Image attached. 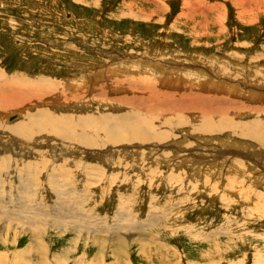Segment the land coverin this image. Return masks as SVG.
<instances>
[{"label": "rangeland", "instance_id": "374dc122", "mask_svg": "<svg viewBox=\"0 0 264 264\" xmlns=\"http://www.w3.org/2000/svg\"><path fill=\"white\" fill-rule=\"evenodd\" d=\"M263 3L0 0V87L11 89L14 80L52 91L23 104L0 102V253L28 250L27 226L12 219L24 208L22 219H40L44 252L29 251L33 262L264 264V110H253L264 108ZM186 92L192 107L203 100L227 111L232 124L205 132L196 109L184 114L195 119L180 122L184 115L165 103H181ZM31 115L46 132L25 141L4 129ZM117 116L147 118L172 137L99 149L103 140H82L97 142ZM218 117L205 123L218 126ZM254 125H261L257 138L239 136Z\"/></svg>", "mask_w": 264, "mask_h": 264}, {"label": "bare ground", "instance_id": "6f19581e", "mask_svg": "<svg viewBox=\"0 0 264 264\" xmlns=\"http://www.w3.org/2000/svg\"><path fill=\"white\" fill-rule=\"evenodd\" d=\"M263 1V0H262ZM260 4V3H259ZM264 4V3H263ZM188 5V4H187ZM258 7H259V5H258ZM135 69V68H134ZM149 69V68H148ZM106 70V69H105ZM108 71V70H107ZM151 71V70H150ZM203 75V74H202ZM208 75V74H207ZM129 78H131V77H129ZM147 78V77H146ZM191 78V77H190ZM0 79H1V81L3 82V83H5L6 84V78H4L2 75H0ZM8 79V78H7ZM10 79V78H9ZM151 79V78H150ZM211 79V78H210ZM137 80V79H136ZM152 80V79H151ZM197 80H200V79H197ZM169 81H171L170 79H169ZM208 81V80H207ZM210 81H212V79L210 80ZM12 83H15L16 85L13 87V88H11V89H8L7 87H5V86H2V87H0V89L2 90L3 89V91L0 93L1 95H0V102H4L6 105L5 106H9V105H18V104H23V102L24 101H31V100H34V99H41V98H43V97H45L46 95H49V93L50 92H52V91H50V89L48 88V87H46L44 84V86H42V84L41 85H38V83L37 84H30L29 83V86H23L22 85V83L21 82H19V81H14V80H12L11 81ZM42 82H44V81H42ZM41 82V83H42ZM202 82V81H201ZM122 83V82H121ZM139 83H140V81H139ZM150 83H151V81H150ZM150 83H148V85H150ZM164 83H166V82H164ZM252 83V82H251ZM1 84V83H0ZM146 84H147V81H146ZM181 84V83H180ZM179 84V85H180ZM193 84V83H192ZM209 84H211V85H213L212 83H209ZM48 85V84H47ZM122 85V84H121ZM133 85V84H132ZM220 85V84H219ZM190 86V85H189ZM15 87H17V88H15ZM46 87V88H45ZM149 87V86H148ZM157 87H158V85H157ZM150 88V87H149ZM186 88V87H185ZM190 88V87H189ZM195 88V87H194ZM232 88V87H231ZM142 89V88H141ZM141 89H140V91H141ZM145 89V88H144ZM152 89H153V87H152ZM158 89V88H157ZM163 89V88H162ZM180 89V88H179ZM52 90V89H51ZM130 90V89H129ZM143 90V89H142ZM187 91V90H186ZM191 91H192V88H191ZM190 91V92H191ZM194 91V90H193ZM236 91V90H235ZM247 91V90H246ZM249 91H251V90H249ZM148 91H146V93H147ZM162 92V91H161ZM169 92V91H168ZM185 92V91H184ZM190 92L189 93H182L181 94V100H182V102L181 103H178L177 101H173V102H167V103H165V105H166V108H167V106H168V108H167V110H170V111H173V113H177V112H179V113H181L182 115H184L185 114V112H187L188 110H191V109H196V112H198V114L200 115V116H202V117H198V118H201L202 119V121H204V125H203V130L205 131V132H209V133H213V132H218L219 130H221L222 128H226L227 127V123H229V124H232V120L230 119V117H229V115L230 114H227V111H225V112H222V111H220L219 110V112H217V111H214V110H212L211 108H209V107H206V105L204 104V102H203V100L202 101H200L199 103H197L196 104V106H194L193 105V107H192V103H191V98L190 97H193V95L191 96V94L193 93H191L190 94ZM212 92V91H211ZM135 94H136V92H134ZM141 93H143V92H141ZM181 93V92H180ZM246 93V92H245ZM251 93V92H250ZM81 94V93H80ZM128 94V93H127ZM144 94H145V91H144ZM149 94L150 93H148V96H149ZM154 94V93H153ZM159 94H160V91H159ZM173 94V93H172ZM209 94V93H208ZM217 94V93H216ZM154 95H156V94H154ZM161 95V94H160ZM215 95V94H214ZM133 96V95H132ZM143 96V95H142ZM151 96V95H150ZM174 96V95H173ZM218 96V95H217ZM216 96V97H217ZM75 97L76 96H74V100H76L75 99ZM110 97V96H109ZM144 97V96H143ZM143 97H142V99L141 100H143ZM154 97V96H153ZM159 97V96H158ZM206 97V96H205ZM214 97V96H213ZM249 97V96H248ZM261 97V96H260ZM73 98V97H72ZM77 98V97H76ZM147 98H149V97H147ZM160 98V97H159ZM194 98H196L195 96H194ZM262 98V97H261ZM135 99H137V98H135ZM134 99V100H135ZM149 99H151V98H149ZM154 99H156V98H154ZM218 99V98H217ZM71 100V99H70ZM73 100V99H72ZM110 100V99H109ZM124 101H125V99H123ZM160 100V99H159ZM208 100V99H207ZM130 102V101H129ZM151 102V101H150ZM196 102V101H195ZM198 102V101H197ZM133 103V102H132ZM132 103H131V105H132ZM147 103H149V102H147ZM139 104V103H138ZM263 104V103H262ZM81 105V104H80ZM136 105V104H135ZM140 105V104H139ZM141 105H145V106H147L146 105V103L145 104H142L141 103ZM151 106V105H150ZM137 107H140V106H137ZM192 107V108H191ZM238 107H239V105H238ZM237 107V108H238ZM248 107V106H247ZM143 108H144V106H142L141 107V109L143 110ZM149 108H151V107H149ZM148 108V109H149ZM242 107H240V109H241ZM146 109V108H145ZM144 109V110H145ZM164 109V108H163ZM163 109H162V111H163ZM239 109V108H238ZM147 110V109H146ZM152 110V109H151ZM167 110H165V111H167ZM222 110L224 111L225 109H223L222 108ZM245 110V109H244ZM255 112L257 111V110H260V111H262V110H264V108L262 107H260V109H253ZM133 111V110H132ZM139 111V110H138ZM150 112V111H149ZM191 112V111H190ZM21 113V112H20ZM137 113V112H136ZM178 113V114H179ZM126 114V113H125ZM124 114V115H125ZM151 114V113H150ZM168 114H171V113H169L168 112ZM40 115V114H39ZM95 115H96V113H95ZM128 116H129V114H127ZM139 115V114H138ZM141 115V114H140ZM139 115V116H140ZM193 115V114H192ZM236 115H237V113H236ZM235 115V116H236ZM32 117H33V115H31ZM90 116V115H89ZM128 116H126V117H118V118H116V120L112 123L113 125H114V127H111L110 129L111 130H107V131H103V129L98 133V134H104V136H102L99 140H97L96 139V135H95V139L97 140V142H91V140H89L88 139V137H85V138H83L82 140H84V141H86V142H88V145L89 146H94V145H96L98 142H100L101 140H103L102 142H100L99 144H97V148L99 149V147H103L102 145V143H105V144H113V146L115 145V144H121V143H139V144H143V142L145 143V142H153V141H159L160 143L162 142V141H168L171 137H172V132H170V131H167V130H163V131H161V129H160V133H156L153 129V127H152V125H151V122L147 119V118H143V119H141V117H138V118H136L135 119V121H134V119H132L134 122H130V118L128 117ZM172 116V115H171ZM175 116V115H174ZM177 116H179V115H177ZM208 116V117H207ZM217 117V116H219L220 117V120H219V122H220V124L218 125V126H216L215 124H213L214 122H212L211 124H209L208 123V125H207V123H205V121H209V119L208 118H212V117ZM234 116V115H233ZM32 117H31V119H32ZM42 117V116H41ZM68 117V116H67ZM70 117V116H69ZM99 117V116H98ZM136 117V116H135ZM147 117V116H146ZM196 117V116H195ZM218 117V118H219ZM36 117L34 116L33 117V120L32 121H30L29 123L28 122H25L24 124H22V122L20 123L21 125L19 126H8V127H6V128H4V129H7L6 131L7 132H9L8 134L9 135H13V134H17V135H19V136H21V137H23V140H25V141H29V140H32L33 139V137L35 136V135H37V134H39V132L38 131H45L46 132V130L45 129H43V128H39V124H37L38 123V120H36L35 119ZM38 118V117H37ZM46 118V117H45ZM100 118V117H99ZM106 116L105 117H103L102 119L106 122ZM131 118H133V117H131ZM150 118V117H149ZM160 118V117H159ZM194 117H192V118H190V116H185L184 115V117L183 118H180V122H182V121H188L187 119H193ZM232 118V117H231ZM15 119V118H14ZM27 119H29L28 117H27ZM30 119V120H31ZM39 119V118H38ZM41 119V118H40ZM39 119V120H40ZM47 119V118H46ZM67 119H69V118H67ZM94 119V118H93ZM195 119V118H194ZM42 120V119H41ZM72 120V119H71ZM90 120H92V118L90 119ZM109 120V119H108ZM138 120V121H137ZM154 120V119H153ZM156 120V119H155ZM154 120V121H155ZM169 120V119H168ZM44 121V120H43ZM62 121V120H61ZM63 121H65V120H63ZM82 121V120H81ZM152 121V120H151ZM164 121H165V119H164ZM56 122V121H55ZM102 122L103 121H101L100 119H99V122L98 123H100V124H102ZM120 122H122V123H120ZM157 122V121H156ZM46 123V122H45ZM44 123V124H45ZM86 123V122H85ZM85 123H84V127L86 126L85 125ZM93 123H94V121H93ZM96 123V122H95ZM110 123V122H109ZM154 123V122H153ZM164 123V122H163ZM175 123V122H174ZM184 123V122H183ZM202 123V122H201ZM224 123H225V125H224ZM251 123V122H250ZM44 124H43V126H44ZM58 124V123H57ZM77 124V123H76ZM168 124H170V123H168ZM173 124V123H172ZM245 124V123H244ZM247 124H249V123H247ZM246 124V125H247ZM46 125V124H45ZM62 125V124H61ZM80 125H82V124H80ZM89 125H90V123H89ZM104 125V124H103ZM106 125V124H105ZM158 125V124H157ZM164 125H166V124H164ZM174 125V124H173ZM178 125H181L182 126V123H179ZM177 125V126H178ZM192 125V124H191ZM40 126H42L41 124H40ZM42 126V127H43ZM63 126V125H62ZM83 126V125H82ZM81 126V127H82ZM94 126L95 127H97L95 124L94 125H92V129H94ZM100 126V125H99ZM98 126V127H99ZM111 126V125H110ZM154 126V125H153ZM225 126V127H224ZM252 126V125H251ZM37 127V128H36ZM58 127V126H57ZM68 127V126H67ZM75 127V126H74ZM78 127V126H77ZM83 127V128H84ZM108 127H109V125H108ZM173 127V126H172ZM202 127V126H201ZM249 127H250V125H249ZM260 127H261V125H254V130L253 131H251L250 133H248L243 127L241 128V131H242V134H239V136H241V137H254V139L255 138H257V136H259L260 135V133L258 132V130H260ZM48 128V127H47ZM64 128V127H63ZM79 128H80V126H79ZM99 128H101V127H99ZM98 128V129H99ZM105 128H107V127H105ZM237 128V127H236ZM246 128H248V127H246ZM61 129V128H60ZM78 129V128H77ZM88 129H90V127L88 128ZM192 129V128H191ZM230 129V128H229ZM74 130V129H73ZM80 130V129H79ZM83 129H81L80 131H82ZM94 130H96V129H94ZM100 130V129H99ZM169 130V129H168ZM193 130V129H192ZM238 130V129H237ZM249 130V129H248ZM251 130V129H250ZM249 130V131H250ZM84 131V130H83ZM86 131V130H85ZM92 131V130H91ZM97 131V130H96ZM95 131V132H96ZM159 131V130H158ZM222 131V130H221ZM231 131V130H230ZM232 131H233V129H232ZM87 132V131H86ZM89 132H90V130H89ZM94 132V131H93ZM225 132H227V131H225ZM41 133V132H40ZM43 133V132H42ZM58 133V132H57ZM77 133V132H76ZM201 133V132H200ZM241 133V132H240ZM68 134V133H67ZM91 134H93V133H91ZM214 134H216V133H214ZM229 134V133H228ZM228 134H226L225 136L226 137H228V139L229 138H231V142H235L236 141V139L234 138V139H232V137H229L228 136ZM234 134H236L235 132H234ZM8 135V136H9ZM78 135H79V132H78ZM94 135V134H93ZM192 135V134H191ZM203 135H204V132H203ZM73 136V135H72ZM90 136V135H89ZM97 136H100V135H97ZM224 136V137H225ZM232 136H233V134H232ZM2 137H4V136H2ZM52 137V136H51ZM84 137V136H83ZM234 137V136H233ZM66 138V137H65ZM73 138V137H72ZM81 138V137H80ZM93 138V137H92ZM202 138V137H201ZM215 138L216 137H212V138H209L210 140H215ZM21 139V138H20ZM79 139V138H78ZM94 139V140H95ZM174 139V138H173ZM203 139V138H202ZM253 139V140H254ZM58 140V139H57ZM61 140V139H60ZM74 140V139H73ZM220 140H221V137H220ZM220 140H218V139H216L215 141H220ZM2 141V140H1ZM15 141V140H14ZM259 141H264V134L262 135V137H261V139H259ZM63 142V141H62ZM68 142V141H67ZM17 143V142H16ZM22 143H23V141H22ZM35 143V142H34ZM75 143H77V142H75ZM85 143V142H84ZM154 143V142H153ZM1 144V143H0ZM23 145V149L22 150H24L26 147H28L29 145L25 142V143H23L22 144ZM81 145V144H80ZM87 146V145H86ZM176 146H178V145H175L174 147H175V151H178L177 150V147ZM20 147V146H19ZM85 147V146H84ZM96 147V146H95ZM105 147V146H104ZM260 147V146H259ZM22 148V147H21ZM81 148V147H80ZM28 149V148H27ZM92 149H94V148H92ZM85 150H86V148H85ZM82 151V150H81ZM214 152V151H213ZM129 153V152H128ZM131 153V152H130ZM142 153V152H141ZM165 153V152H164ZM221 152H220V149H218V154L220 155V157H221V154H220ZM245 154H246V156L247 157H249V156H251V155H249V153H247V152H244ZM43 154V153H42ZM131 155V154H130ZM149 155V154H148ZM162 155H164V154H162ZM170 155V154H169ZM128 156V155H127ZM161 156V155H160ZM44 156L42 155L41 156V154L39 155V156H37V160L36 161H38V163L39 162H41L42 163V160H45L44 158H43ZM129 157V156H128ZM5 158H7V157H5ZM13 158V157H12ZM40 158V159H39ZM43 158V159H42ZM159 158V157H158ZM164 158V157H163ZM217 158V157H216ZM10 159V158H9ZM166 159V158H165ZM11 160V159H10ZM21 160H22V158H21ZM47 160V159H46ZM167 160V159H166ZM166 160H163V162H166ZM35 161V162H36ZM259 161V160H258ZM8 162V161H7ZM162 162V163H163ZM242 163V162H241ZM5 164V163H4ZM6 165V164H5ZM4 166V165H3ZM3 166H1V167H3ZM153 166V165H152ZM0 167V168H1ZM216 168V167H215ZM244 168V167H243ZM250 169H252V168H250ZM23 170V169H22ZM192 170V169H191ZM252 170H254V169H252ZM1 171L2 170H0V173H1ZM18 171V170H17ZM244 176H246V175H244ZM262 182V181H261ZM25 190V189H24ZM1 204V203H0ZM3 205V204H2ZM6 205H7V203H6ZM11 205V204H10ZM8 206L7 207V212H4V213H6L5 214V216L3 217V219L4 220H7L8 219V217L10 216V214H9V212H8V209L9 208H12V206ZM1 207V206H0ZM15 207H21V206H19V204L17 205V206H15ZM3 209H4V207H2ZM16 209V208H15ZM58 209V208H57ZM1 210V209H0ZM20 210V209H19ZM27 211V209H24V208H21V211L20 212H15L14 214H13V216H15V217H13L12 216V219L13 220H15V221H19L21 224H22V226L24 227H26L28 230V232L27 233H30L29 234V238H30V242H29V244L27 245V247H28V250H24V251H26L25 253L23 252V254L21 255V257H10L9 256V254L8 253H0V264H46V261H43L44 259H47V257L45 256V258H37L39 261H37V260H35V262H33V260L31 259L30 260V258L31 257H29V255L30 254H32V253H30V252H33V253H37L38 254V252H39V254H38V256L39 255H42V253L44 252V251H42L43 250V247L44 246H41V243H40V233L39 232H37V235H36V231H41V229L39 228V224H40V219H37V218H35V216H28V218H26V220H24V219H22V217L23 216H25L24 215V212H26ZM72 212V211H71ZM11 213V212H10ZM32 214V213H31ZM1 215H4V214H2V212H0V220H2V216ZM9 215V216H8ZM27 216V215H26ZM11 217V216H10ZM58 218H60V216H58ZM57 218V219H58ZM39 222V224H37L36 222ZM62 221V220H61ZM14 222V221H13ZM6 223V222H5ZM42 223V222H41ZM7 224V223H6ZM10 224V223H9ZM8 224V225H9ZM12 225V224H11ZM82 225V224H81ZM6 226V225H5ZM14 226V225H13ZM88 226V225H87ZM7 227V226H6ZM12 227V226H11ZM11 227H8V229H10ZM18 227V226H17ZM4 227H1V230L3 229ZM13 228V227H12ZM14 229V228H13ZM74 229V228H73ZM143 237V236H142ZM117 238V237H116ZM122 239V238H121ZM5 241V240H4ZM4 244H6V243H4ZM118 244L119 245H123V241H119L118 242ZM5 246V245H4ZM124 246V245H123ZM159 246V245H158ZM45 249V248H44ZM30 251V252H29ZM22 252V251H21ZM45 254V253H44ZM44 254H43V256H44ZM19 256H20V254H18ZM37 256V257H38ZM49 261V260H48ZM161 261V260H160ZM122 262V261H121ZM49 264V263H48Z\"/></svg>", "mask_w": 264, "mask_h": 264}]
</instances>
